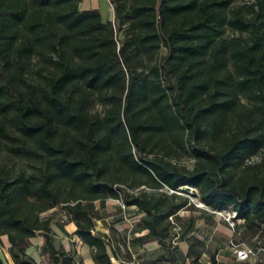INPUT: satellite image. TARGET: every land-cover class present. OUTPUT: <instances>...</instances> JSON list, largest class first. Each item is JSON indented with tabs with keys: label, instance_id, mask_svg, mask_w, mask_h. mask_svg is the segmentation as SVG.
Returning a JSON list of instances; mask_svg holds the SVG:
<instances>
[{
	"label": "trees",
	"instance_id": "16d2710c",
	"mask_svg": "<svg viewBox=\"0 0 264 264\" xmlns=\"http://www.w3.org/2000/svg\"><path fill=\"white\" fill-rule=\"evenodd\" d=\"M81 2L0 0V246L6 237L15 264H42L30 251L40 234L49 264H83L54 244L56 223L41 215L61 204L64 232L74 222L94 262L113 264L92 205L111 197L138 207L132 231L147 233L132 245L164 244L184 202L120 185L137 174L172 199L196 187L204 204L232 206L237 226L261 235L264 174L240 186L229 168L264 146V0H111L114 22ZM180 153L194 164L179 165ZM201 243L193 235L187 252L162 259L199 262ZM217 251L210 264H222Z\"/></svg>",
	"mask_w": 264,
	"mask_h": 264
},
{
	"label": "rangeland",
	"instance_id": "374dc122",
	"mask_svg": "<svg viewBox=\"0 0 264 264\" xmlns=\"http://www.w3.org/2000/svg\"><path fill=\"white\" fill-rule=\"evenodd\" d=\"M101 12L104 19L111 14L110 5L106 2ZM111 18V16H110ZM114 22L115 19H112ZM122 36L121 33L119 37ZM165 49L162 48V52ZM179 165L191 167L195 159L188 153L176 154L174 159ZM264 174V146L253 153L240 154L229 168L231 180L236 185H244L251 182L256 176ZM139 181H145V184L135 186ZM130 192H139L145 190L159 197L166 203L183 201L184 205L175 215L168 217V236L164 239L165 243L160 244L158 240H151L145 244L132 245L131 241L134 236L147 233V230L133 232L132 230L139 227L136 220L139 216V210L136 205L126 206L122 197H111L102 206L100 201H93L92 205L97 211L99 218L96 220V232L110 235L112 247H115L118 255L112 256L113 264H145L152 259H158L159 264H170L168 260L162 259L168 257L171 252L181 254L187 252V242L193 235H198L202 239L199 248L202 255L199 262H193L190 257L186 262L181 264H210L209 253L218 248L216 252L217 259L222 264H241L249 261L250 264H257L258 261H264V226L261 235L251 237L245 234L242 226H237L232 218L233 207L229 206L215 212L209 206L201 201L200 192L196 187L189 185L180 186L175 193L178 197L172 199L170 190L167 186L157 187L145 175L132 176L127 184H120ZM118 207L125 209L123 214L117 213ZM116 213L117 217H124L120 220H114L111 215ZM42 217H53L56 223V231L53 234V242L58 247L61 244L70 251H75L82 259L83 264H96L92 259L91 248L85 244L77 235L73 233L67 235L59 223L66 219L63 213L62 205L43 212ZM231 217V218H230ZM234 222V224H233ZM114 223H118V229H114ZM237 223L242 224L243 220ZM69 229H74L72 222L68 224ZM37 242L33 244L31 255L42 264H49V260L44 254L42 247L41 235H36ZM4 243L0 246L4 264H15L9 253V242L4 237ZM127 242V245L125 243ZM252 247L253 253L244 261H239L236 257V247Z\"/></svg>",
	"mask_w": 264,
	"mask_h": 264
},
{
	"label": "crops",
	"instance_id": "0c3cea01",
	"mask_svg": "<svg viewBox=\"0 0 264 264\" xmlns=\"http://www.w3.org/2000/svg\"><path fill=\"white\" fill-rule=\"evenodd\" d=\"M106 2H108L109 3V5H110V9H111V14H110V16H111V18H110V16H108V18L107 19H104V17H103V15H102V17H103V19L104 20H112V19H115V15H114V9H113V5H112V2H111V0H82V2L80 3V7L82 8V9H87V8H97V9H99L100 10V12H101V10H102V8H103V6H106ZM101 14H102V12H101ZM72 222H70V223H68V224H71ZM74 223V222H73ZM67 224V225H68ZM67 225L65 226V228H66V230L69 232V233H73L74 234V231L77 229V226H75L74 227V229H69L68 227H67ZM76 225V224H75ZM75 235V234H74ZM36 239H38V238H36V236L34 237V238H32V246H31V248H30V251L32 250V248H34L33 247V244H35L36 242H37V240ZM40 241H43V238H42V236H41V240Z\"/></svg>",
	"mask_w": 264,
	"mask_h": 264
},
{
	"label": "built area",
	"instance_id": "2783aa9c",
	"mask_svg": "<svg viewBox=\"0 0 264 264\" xmlns=\"http://www.w3.org/2000/svg\"><path fill=\"white\" fill-rule=\"evenodd\" d=\"M214 211L217 212L218 210H214ZM235 216H236V211L233 210L232 218ZM252 253H253L252 247H247V246L236 247V257L239 261L246 260Z\"/></svg>",
	"mask_w": 264,
	"mask_h": 264
},
{
	"label": "water",
	"instance_id": "95a60500",
	"mask_svg": "<svg viewBox=\"0 0 264 264\" xmlns=\"http://www.w3.org/2000/svg\"><path fill=\"white\" fill-rule=\"evenodd\" d=\"M190 186V185H189ZM190 187H193V186H190Z\"/></svg>",
	"mask_w": 264,
	"mask_h": 264
}]
</instances>
